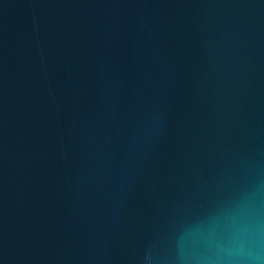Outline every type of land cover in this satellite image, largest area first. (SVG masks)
Returning <instances> with one entry per match:
<instances>
[{
	"label": "water",
	"instance_id": "95a60500",
	"mask_svg": "<svg viewBox=\"0 0 264 264\" xmlns=\"http://www.w3.org/2000/svg\"><path fill=\"white\" fill-rule=\"evenodd\" d=\"M0 264H264V0H0Z\"/></svg>",
	"mask_w": 264,
	"mask_h": 264
}]
</instances>
